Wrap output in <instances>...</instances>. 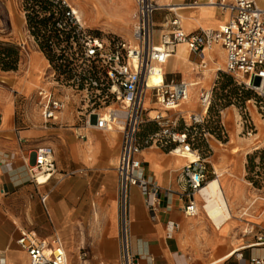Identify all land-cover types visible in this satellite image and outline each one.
I'll list each match as a JSON object with an SVG mask.
<instances>
[{"label": "built area", "instance_id": "built-area-1", "mask_svg": "<svg viewBox=\"0 0 264 264\" xmlns=\"http://www.w3.org/2000/svg\"><path fill=\"white\" fill-rule=\"evenodd\" d=\"M50 1L55 17L47 33L53 30L59 34L58 38L44 41L35 28L28 27L27 18L34 12L41 17L51 12L41 13L32 0H21V13L26 24L25 37L18 46L25 56L30 49L45 56V48L52 52L47 68L51 71L47 73L46 70L43 86L38 90L43 125L49 128L59 121V115L68 108L70 101V94L62 90H70L81 94L82 102L87 101L86 115L80 114L83 120L79 119L85 129L116 131L121 135L122 146L116 166L120 181L119 264H143L132 249V190H140L146 207L155 214L163 189L159 182L145 174L142 154L156 149L179 158H186L190 153L196 155L195 160L188 161L181 170L178 191L167 190L183 201L182 210L186 216L198 214L196 197L201 196L209 182L206 162L199 150L194 149V132L205 123L213 103L215 85L201 89L199 105L204 114L192 115L188 123L178 108L190 98V84L168 80L164 67L179 46H186L192 54L201 57L199 68L207 70L211 62L206 57L207 52L220 47L225 53L223 72L242 89L257 95L255 108L264 118V0H192L177 6V11L171 6H159L156 0H135L130 40L115 34L102 38L85 25L71 0ZM204 7L217 10L225 17L224 24L217 30L200 29L186 33L180 12ZM163 8L171 16L158 27L154 15ZM157 73L163 76V81L151 85L150 78ZM239 118L242 132L252 136L256 125L250 108H241ZM181 120L183 129L179 128ZM149 125L156 129L146 132ZM222 130L225 138L227 130L223 124ZM16 134L21 144L27 143L19 136V130ZM79 137L87 139L86 135ZM31 155L33 162L31 158H23L30 180L41 186L44 184L39 182V177L43 176L48 184L57 172L53 148L38 146ZM257 242L264 245V233ZM16 244L27 254L29 264H69L67 252L57 235L48 240L35 232H20ZM87 256L88 252H83L81 260ZM254 262L260 263L259 260Z\"/></svg>", "mask_w": 264, "mask_h": 264}, {"label": "crops", "instance_id": "crops-1", "mask_svg": "<svg viewBox=\"0 0 264 264\" xmlns=\"http://www.w3.org/2000/svg\"><path fill=\"white\" fill-rule=\"evenodd\" d=\"M191 1L160 0L157 3L179 6ZM135 12L133 0L126 22L128 35H123L125 40L131 38L129 27L133 25ZM180 15L182 28L188 34L200 29L217 30L225 20L214 8L205 7L184 9ZM170 16L166 8L160 9L154 15L156 25L161 27ZM25 24L24 18L22 23L16 17V25L11 26L1 41L19 48L25 37ZM180 47L164 71L171 80L183 73L185 78L181 81H186L189 79V73H185L188 59L185 50L184 59L178 56ZM21 55L18 71L0 72V264H29L27 254L16 244L20 232H35L48 240L57 235L69 264H119L120 181L116 166L122 137L118 133L91 131L87 139H81L79 136L86 130L79 127V118L68 112L60 116L69 126L45 128L38 90L48 59L33 49L28 56L23 52ZM191 56L196 58L195 54ZM194 104L197 102L189 104V111ZM154 129V125L147 127V131ZM16 130L27 143L19 142ZM49 135L53 137L49 139ZM43 145L53 148L57 172L48 184L36 186L28 176L23 158H31L33 162L32 152ZM141 159L147 177L159 182L163 189L155 214L146 207L140 190H132V249L143 264H263L264 245L258 244L257 238L264 233V213L259 221L254 217L248 222L253 228L246 226L247 220L241 218H233L224 228H217L196 197L198 214L186 216L183 201L176 194L167 193V190L178 191L181 170L188 163L186 158L153 149L146 150ZM223 162L221 160V164ZM228 172L235 176L231 184H226L233 192L231 206L249 204L247 188L239 180L240 166ZM83 252H88L84 261L81 260Z\"/></svg>", "mask_w": 264, "mask_h": 264}, {"label": "rangeland", "instance_id": "rangeland-1", "mask_svg": "<svg viewBox=\"0 0 264 264\" xmlns=\"http://www.w3.org/2000/svg\"><path fill=\"white\" fill-rule=\"evenodd\" d=\"M159 1L160 0H156V2ZM7 2H9V4H7ZM71 2L80 11L82 17H84L83 20L86 23V26L91 30H94L100 37L109 38L111 37V34H115L123 38V35H128L127 27L129 24L126 22L129 19L128 13L133 6V0H71ZM166 4L167 3L163 5V3H161L160 6H166ZM16 17L23 23L21 0H0V38H2L4 34H7L13 24L14 26L16 25ZM130 29L132 30V24L129 27V30ZM13 47L16 46L11 43L1 41L0 39V51ZM180 49H184L186 51L188 59L185 64L187 70L185 73H189L187 74L189 79L186 80V82L191 81L190 79L205 76L203 78V83L198 86V90L192 92V96H194L192 104L197 102V105L194 104L190 107V110L193 112L190 114L186 112L189 111V106L186 105H182L180 108L182 116L185 117L188 123H190V117L192 115L201 113L199 105L201 89H209L215 85L213 89L212 109L209 114H207L203 126L199 127V130L194 132V149L199 150L201 156L206 162L209 172V181L216 178L217 171L219 173L227 172L228 170L232 171L236 165L240 166L242 176L240 175L239 180L244 183L247 188L249 194V204L245 205V203L243 206H239V204L237 206L232 205L233 218L234 220L235 218H241L243 221L247 220V224L245 223V225L251 228L253 226L252 224H248V222H252L251 219L253 220L255 218L259 221L261 215L264 213V118L255 108L257 95L253 91H245L242 89L231 76H228L223 72L225 69L224 58H222L221 64H217L221 69L223 68V70L215 72L213 67L209 70L211 65H213V61H211L207 68L208 71L204 72L206 70L202 71L199 68L201 57L195 55L196 58L193 59L191 56L192 54L186 46H181ZM219 51L220 50L218 48H215L212 51V54L218 55ZM217 60L219 61L220 57L216 58L214 61ZM46 64V67L48 68V63ZM47 68L43 70L41 75V87L43 86V79L46 70H48L47 73L51 71ZM1 70L0 66V72H4ZM203 73L205 75H203ZM174 78L176 82H179L185 78V75L181 73L172 77V79ZM167 79L171 80L168 77ZM62 91L70 94V101L67 106L68 108H66L63 112H68L70 116L73 115L76 118L83 120V118L80 117V114L86 115V109L84 107L87 101H85V103L82 102L83 96L81 94H75L70 92V90ZM15 94L18 95L17 93ZM246 106L250 108L252 118L257 127V131H255L252 136L244 134L245 132L243 133L241 127L239 126L240 110ZM154 107L157 106L154 105ZM64 124L65 127L69 126V123L63 122L61 116L59 115V121L54 125L49 126L48 129L53 127H62ZM222 124L227 130L226 139L224 140L219 139L222 131H224L221 129ZM79 127L85 129L83 122H79ZM179 128H184L183 120L180 121ZM85 130L86 131L83 135L86 136L91 131H96L94 129ZM51 137H53V135L48 136L49 139ZM219 141L222 144H220ZM207 142H209L210 147ZM233 147H240L241 152L234 154ZM257 148L258 150H255ZM221 160H224L223 164H221ZM228 173L227 181L224 183L225 188H227L226 184H231L232 182V178L228 176ZM231 194L232 193H230V195ZM204 201L206 203L205 199ZM258 224L262 226L261 223Z\"/></svg>", "mask_w": 264, "mask_h": 264}, {"label": "bare ground", "instance_id": "bare-ground-1", "mask_svg": "<svg viewBox=\"0 0 264 264\" xmlns=\"http://www.w3.org/2000/svg\"><path fill=\"white\" fill-rule=\"evenodd\" d=\"M166 6H171L172 8H174L177 11V5H166ZM78 12L82 16V14L80 13L79 10H78ZM85 25H86V23H85ZM216 48H219V47H216ZM183 50L184 49H180L179 52L177 53L178 56L182 55L180 57L182 59L185 58V56H183V54H182ZM212 51L207 52V55H206L208 60L213 61V65H211L209 70H211L212 67L214 68L215 72L223 70V68L221 69L217 64L222 63V58H224L225 53H223V51L220 50L218 55L215 54L216 57H220V60L214 61L216 57L213 56ZM224 64H225V61H224ZM207 71H208V69L204 72H207ZM202 79H203V77H197L195 80H193V81L191 80L188 82L190 84V93L191 94H190V98L188 99V101L186 103H184V105L189 106V104L193 102L194 96H192V92L198 90L199 84L201 85L203 83ZM162 81H163V76L159 73L152 75L150 78L151 85L159 84ZM263 92H264V89H263ZM148 104L149 103L147 102V105ZM181 107H182V105L178 108V110H180ZM186 112H188L189 114L191 113V111H186ZM200 114H204V111H201ZM112 133H117V132L113 131ZM233 148H234L233 149L234 154H238L239 152H241L240 147H237V148L233 147ZM255 150H258V148ZM186 158H187L186 159L187 161H194L196 158V155L194 153H190L186 156ZM228 174H229L228 176L230 178L235 177L232 173H228ZM217 175L218 176L215 179L209 181L208 185L202 190L201 196L199 197L200 198L199 200L202 201V203L204 205L203 209L205 210V212H207L206 214L208 215L210 220H212V222L215 224V226L217 228H222L225 224H227L230 220L233 219V210H232V206H231L232 202H230V199H229L230 193H233V192H232V190H230V188L224 187V183L227 181V173L226 172L219 173L217 171ZM39 182L41 184H45V183H47V179H45V177H43V176H40ZM203 198L206 200L207 205H206ZM251 228H253V227H251Z\"/></svg>", "mask_w": 264, "mask_h": 264}, {"label": "trees", "instance_id": "trees-1", "mask_svg": "<svg viewBox=\"0 0 264 264\" xmlns=\"http://www.w3.org/2000/svg\"><path fill=\"white\" fill-rule=\"evenodd\" d=\"M26 1H29V0H26ZM32 4L34 6H38L40 8L41 13L51 12V14L43 15L41 17L40 14H37L36 12H34L32 15H30L27 18L28 27L35 28V32L38 34H41L43 36L44 41H48L52 38L54 39L58 38L59 34H57L53 30L52 32L47 33L48 31L47 28L49 27V25L54 24V17H55L52 13L54 8L51 4V1L50 0H32ZM21 52L22 51L17 47L1 50L0 51V66L2 69L1 71L12 72V71L19 70L18 68H19V64H20L21 56H22ZM51 53L52 52L49 49L45 48V54L48 59H52ZM245 91H250V90H245ZM211 109H212V106L210 107L209 112L211 111ZM221 137L219 136V139L221 140L226 139V137L224 138L222 136V133H221Z\"/></svg>", "mask_w": 264, "mask_h": 264}]
</instances>
